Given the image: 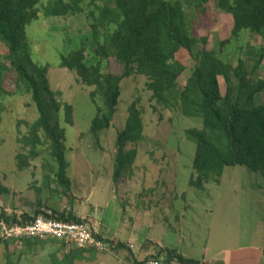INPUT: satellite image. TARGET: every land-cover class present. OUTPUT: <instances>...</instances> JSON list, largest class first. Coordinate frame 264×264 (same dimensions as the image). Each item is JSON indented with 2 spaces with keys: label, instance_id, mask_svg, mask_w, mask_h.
<instances>
[{
  "label": "trees",
  "instance_id": "trees-1",
  "mask_svg": "<svg viewBox=\"0 0 264 264\" xmlns=\"http://www.w3.org/2000/svg\"><path fill=\"white\" fill-rule=\"evenodd\" d=\"M209 2L212 8L231 16L230 38L219 43L218 53L200 49L194 54V46L205 42L195 30ZM38 7H42L46 18L83 16L87 21L88 32L82 41L60 53L58 66L75 73L81 85L93 89L92 100L98 98L101 102L89 128L95 145L112 125L121 82L144 76L150 100L158 107L200 121L199 128L184 131L185 139L195 146L190 187L203 190L206 184H218L226 168L238 166L259 174L264 184V102L260 101L264 73L262 78L255 74L264 62V47L254 49L255 53L250 49L246 58L239 57L236 64L226 54L223 56V48L231 41L242 40L245 33L264 39V0H0V96L4 92L1 84L10 73L16 92L30 96L38 115L26 124L25 133L19 131L16 168L25 171L30 163L41 159L45 187L51 190L50 194L70 200L61 123L63 119L64 125L73 126V108L57 100L60 94L49 89L45 72L28 58L26 30L36 19ZM254 56L258 59L250 67L248 63ZM108 59L120 66L119 75L106 71ZM185 73L188 77L179 86L178 80ZM220 79L225 86L224 95ZM142 137L141 112L133 103L127 110L125 127L116 138L118 152L112 173L115 186L135 155L132 152L125 157V146L140 142ZM37 203L38 209L32 215H21L23 223L43 214L39 199ZM49 210L63 222L86 221L72 209ZM0 221L20 223L16 215L3 212ZM12 242L16 243L0 239L5 246ZM48 242L57 241L24 239L21 244L31 247ZM70 249L62 260L52 255V264H73L76 259L83 260L87 251L96 250ZM161 252L192 261L173 249H160L158 253Z\"/></svg>",
  "mask_w": 264,
  "mask_h": 264
},
{
  "label": "rangeland",
  "instance_id": "rangeland-1",
  "mask_svg": "<svg viewBox=\"0 0 264 264\" xmlns=\"http://www.w3.org/2000/svg\"><path fill=\"white\" fill-rule=\"evenodd\" d=\"M41 8H37L36 19L26 30L28 58L45 72L49 89L60 94L57 100L73 108V126L64 125L63 119L61 123L71 199L50 194L51 190L45 187L41 159L30 163L25 171L17 170L19 131L25 133L26 124H31L38 115L30 96L16 92L12 75L7 73L0 96V214L32 215L38 209L37 199L42 210H81L84 215L91 204H96V217L104 221L109 231L120 230V223L124 222L147 239L169 246L178 243L180 252H189L194 258L200 257L204 250L210 258L217 250L264 245V184L259 174L245 167H229L219 185L209 183L203 190L190 187L195 146L185 139L184 131L199 128L200 121L158 107L150 100L144 76L121 82L112 125L100 135L99 145H95L89 128L101 102L95 98L94 103L90 97L93 89L81 85L75 73L58 66L60 53L82 41L89 26L83 16L46 18ZM231 28V16L212 8L209 2L195 30L205 42L194 46V54L200 49L218 53L219 43L230 38ZM263 47L264 39L258 34L245 33L242 40L231 41L223 48V56L226 54L236 64L239 57L246 58L250 49L255 53ZM257 59L254 56L248 65L251 67ZM185 60L189 66L192 64L189 57ZM261 65L255 73L259 78L263 77L264 62ZM106 71L119 75L121 69L108 59ZM187 77L185 73L179 78V86ZM220 87L224 95L222 79ZM260 101L264 102V93L260 94ZM133 103L141 112L143 139L125 146V157L132 152L135 155L115 186L112 173L118 152L116 138L125 127L127 110ZM114 191L116 199L112 196ZM94 193L97 198L88 201ZM121 209L126 211L122 222L118 219ZM122 238L117 236L119 240ZM157 246L154 244L155 251L160 250ZM54 251L56 246L52 243L31 247L14 242L7 246L0 244V264H50ZM210 262L207 263L214 264Z\"/></svg>",
  "mask_w": 264,
  "mask_h": 264
},
{
  "label": "crops",
  "instance_id": "crops-1",
  "mask_svg": "<svg viewBox=\"0 0 264 264\" xmlns=\"http://www.w3.org/2000/svg\"><path fill=\"white\" fill-rule=\"evenodd\" d=\"M95 195L96 193L92 194L88 198V201L93 202V199L96 197ZM112 196L114 197V199H116L115 191L112 194ZM97 208L98 206L96 204L95 205L91 204V208L89 209V211L86 212V215L82 214L81 210L80 211L73 210V211L78 218L80 219L86 218V220H89L93 223L96 230L98 231V234L100 235V238H102L104 242L110 245V251L109 252H98L96 250L87 251L83 255V260L76 259L74 260L73 264H132V261L134 262L141 261L147 256L158 252L159 250L156 251L154 250V244L158 245L160 249L176 250L177 253L180 254L183 258L192 261H205V262L211 261L210 263H214V264L220 262L222 264H245L246 262H248L249 264H264V245L260 246L261 244L249 246V247L240 246L239 248H236L234 250L232 249L229 251L217 250L215 256L210 258L207 257V255L209 254L207 250H204L203 254L200 257L194 258L196 256H193V254L189 252H186L187 254L180 252V250L178 249L179 246L178 243L174 246H169L167 244L163 245L161 243H158L153 239H147L146 237L141 236L140 233H137L134 229L130 228V226L124 222L120 223V230L117 229L115 232H111L104 224V221L99 220V217H96ZM122 209H121V217L118 218L120 222H122V220L125 219L123 215L124 214L126 215L125 209L124 211ZM117 236L123 237L122 240L117 239ZM145 241H149V242L146 243ZM51 243L52 245L55 244L56 251H54V253L52 252V254L50 255V264H52L51 262L52 255H56L58 260H62V258L65 257V255L68 254L71 250L68 247L65 248L60 247L59 243L57 242H48L46 244H51ZM118 244H121L123 246H118ZM222 255H225V257L223 259H220V256ZM248 257L249 259L247 260Z\"/></svg>",
  "mask_w": 264,
  "mask_h": 264
},
{
  "label": "built area",
  "instance_id": "built-area-1",
  "mask_svg": "<svg viewBox=\"0 0 264 264\" xmlns=\"http://www.w3.org/2000/svg\"><path fill=\"white\" fill-rule=\"evenodd\" d=\"M33 221L23 223L21 215H17L20 223L0 221V239L14 240L21 243L24 239L42 241L54 240L62 242L68 248H94L98 252H109L110 245L98 238V231L89 220L82 222H63L57 219L53 211L44 209ZM13 216V215H12ZM83 220V219H82ZM132 264H208L205 261H181L166 253H153L141 261Z\"/></svg>",
  "mask_w": 264,
  "mask_h": 264
}]
</instances>
